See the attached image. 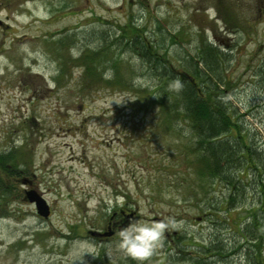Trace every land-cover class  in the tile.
Listing matches in <instances>:
<instances>
[{
    "label": "rangeland",
    "instance_id": "rangeland-1",
    "mask_svg": "<svg viewBox=\"0 0 264 264\" xmlns=\"http://www.w3.org/2000/svg\"><path fill=\"white\" fill-rule=\"evenodd\" d=\"M0 7L7 24L0 27V153L19 147L27 164L18 179L4 178L0 264H197L159 253L175 248L180 235L188 255L215 235L230 245L224 204L211 206L222 186L199 184L188 134L165 120L151 91L140 90L154 81L142 59L109 44L100 69L107 79L114 73L112 81L85 82L82 65L61 55L96 48L101 34L125 27L143 31L181 67L207 38L230 52L229 100L264 146V0H0ZM61 32L74 38L60 51L54 39ZM29 189L47 201V217L27 199ZM259 197L250 192L233 213L243 218ZM161 219L168 227L151 256L119 247L124 225ZM105 231L112 233L99 241L96 233ZM232 253L217 262L244 264Z\"/></svg>",
    "mask_w": 264,
    "mask_h": 264
},
{
    "label": "trees",
    "instance_id": "trees-1",
    "mask_svg": "<svg viewBox=\"0 0 264 264\" xmlns=\"http://www.w3.org/2000/svg\"><path fill=\"white\" fill-rule=\"evenodd\" d=\"M116 32L114 37L101 34L100 45L96 48L87 46L78 55L69 52L61 55L64 62L80 63L85 82L99 79L109 83L114 73L107 79L100 69L108 59L104 57L111 56L103 52L109 44L120 46L124 51L130 50L142 59L154 81L140 90L151 91L150 96L165 120L179 132L183 130L188 134L187 147L193 156L194 170L201 187L210 190L213 185L222 186L221 197L211 206L224 204L222 220L233 238L227 246L220 236L215 235L214 241L208 245L196 244L198 249L193 256L186 254L181 246V243L187 245L182 242L187 240V236L180 235L175 248L166 246L159 254L188 258L197 264H225L217 261H226L224 259L230 258L234 251L244 257V264H264V146L258 143L256 129L246 126L243 113L229 100L231 83L226 73V62L230 59V52L207 38L202 39L196 53L186 54L182 62L179 61L181 67H178L166 54L158 53L156 42L145 40L143 31L119 27ZM59 36L54 42L61 51L64 44L74 37L69 32ZM108 37L112 40L108 41ZM115 58L111 60L115 61ZM64 62L61 70H64ZM261 67L264 70V61ZM177 77L183 87L174 90L171 82ZM19 151L18 147V153L16 150L0 153V200L8 195L4 178L15 175L17 166L18 169L20 165L27 166L20 159ZM250 192L260 197L241 218L239 213L233 212L245 207L244 196ZM208 199H203L201 205ZM200 209L205 210L203 206ZM231 222L233 224L230 225ZM184 248L189 249L188 246ZM181 252L183 254L180 255ZM210 256L211 261L208 259ZM134 261V264H140L136 259Z\"/></svg>",
    "mask_w": 264,
    "mask_h": 264
},
{
    "label": "clouds",
    "instance_id": "clouds-1",
    "mask_svg": "<svg viewBox=\"0 0 264 264\" xmlns=\"http://www.w3.org/2000/svg\"><path fill=\"white\" fill-rule=\"evenodd\" d=\"M174 90L183 87L181 80L177 77L171 82ZM168 222L164 219L142 222L132 221L124 225L119 233V247L128 255L136 258H147L151 256L163 239L164 230Z\"/></svg>",
    "mask_w": 264,
    "mask_h": 264
},
{
    "label": "water",
    "instance_id": "water-1",
    "mask_svg": "<svg viewBox=\"0 0 264 264\" xmlns=\"http://www.w3.org/2000/svg\"><path fill=\"white\" fill-rule=\"evenodd\" d=\"M27 199L35 205L36 211L39 215L47 217L50 213V207L47 201L42 195H40L34 189H29L25 191ZM112 231L104 232L102 235H109Z\"/></svg>",
    "mask_w": 264,
    "mask_h": 264
},
{
    "label": "flooded vegetation",
    "instance_id": "flooded-vegetation-1",
    "mask_svg": "<svg viewBox=\"0 0 264 264\" xmlns=\"http://www.w3.org/2000/svg\"><path fill=\"white\" fill-rule=\"evenodd\" d=\"M0 8H1V7H0ZM6 25H7V24H5V22H4L3 20L0 19V27H2V26H6ZM16 174H17V179H18V166H17V169H16ZM110 228H111L112 230L116 231L115 228H112V225H110ZM101 231H102V230H101ZM95 237H96L99 241H102V240L107 239L109 236H104V235H100V234L96 233Z\"/></svg>",
    "mask_w": 264,
    "mask_h": 264
}]
</instances>
